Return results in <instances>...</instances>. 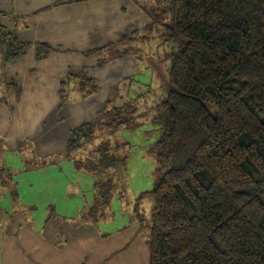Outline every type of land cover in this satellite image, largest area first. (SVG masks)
<instances>
[{"label": "trees", "instance_id": "obj_1", "mask_svg": "<svg viewBox=\"0 0 264 264\" xmlns=\"http://www.w3.org/2000/svg\"><path fill=\"white\" fill-rule=\"evenodd\" d=\"M151 11L145 27L108 45L124 55L128 42L160 32L171 46L167 95L157 105V180L143 192L153 199L147 264H264V0H169L166 10ZM2 14L0 47L10 61L29 43L1 22ZM36 49L41 56L49 46ZM74 76L82 97L97 90L83 72ZM122 106L107 101L99 117L73 127L63 158L93 174L118 168L120 144L88 142L127 122ZM107 172L95 179L83 221L96 224L107 214L106 199L116 190L110 183L117 184Z\"/></svg>", "mask_w": 264, "mask_h": 264}, {"label": "crops", "instance_id": "obj_2", "mask_svg": "<svg viewBox=\"0 0 264 264\" xmlns=\"http://www.w3.org/2000/svg\"><path fill=\"white\" fill-rule=\"evenodd\" d=\"M58 1L0 0L1 22L29 43L10 61L0 47L2 161L5 149L62 157L70 130L99 117L110 89L135 73L132 56L115 54L108 45L145 27L148 16L130 0ZM39 43L49 46L41 56ZM97 48L102 50L93 52ZM82 72L97 83L87 97L76 90L80 83L74 75ZM28 219L25 212L0 208V264H107L119 253L127 256L123 263L135 264L143 252L148 262L147 245L131 225L102 232L64 214L36 230Z\"/></svg>", "mask_w": 264, "mask_h": 264}, {"label": "rangeland", "instance_id": "obj_3", "mask_svg": "<svg viewBox=\"0 0 264 264\" xmlns=\"http://www.w3.org/2000/svg\"><path fill=\"white\" fill-rule=\"evenodd\" d=\"M130 2L150 19L151 9L166 10L169 0ZM159 33H151L153 38L147 41L134 39L128 42L131 49L127 54L132 56L135 73L131 78H126L122 85L110 89L107 98L109 106L116 110L117 106L123 105L119 111H123L127 122L96 135L94 140L88 142L98 141L96 146L100 142L120 144L115 150L124 157L123 163L108 172L100 170L93 174L75 168L71 159L63 160V155L49 158L36 153L25 154L21 149L16 152L5 149L3 161L0 154V177L3 176L0 179V208L3 212L17 210L27 213L30 216L28 220L36 230L58 215L66 214L76 221L85 220L90 217L86 212L92 202L95 179H105L102 175L107 172L110 181L117 183L114 186L110 183V188L116 190L113 196L106 199L107 214L94 221L95 225L102 232L131 225L137 230L135 237H139L143 244L148 243L153 199L143 192L153 188L157 180V150L154 144L161 135L162 113L157 105L167 95L169 60L165 54L171 49L169 43L161 42ZM89 150L86 146L84 153ZM123 255L119 253L114 258L109 257L107 264H129L123 263L128 261L124 259L127 256ZM144 255L143 252L140 258L137 257L135 264H145Z\"/></svg>", "mask_w": 264, "mask_h": 264}]
</instances>
